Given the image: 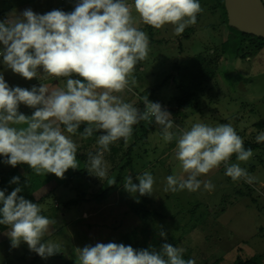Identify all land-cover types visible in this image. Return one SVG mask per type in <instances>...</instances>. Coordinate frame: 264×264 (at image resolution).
I'll return each instance as SVG.
<instances>
[{
  "label": "rangeland",
  "instance_id": "374dc122",
  "mask_svg": "<svg viewBox=\"0 0 264 264\" xmlns=\"http://www.w3.org/2000/svg\"><path fill=\"white\" fill-rule=\"evenodd\" d=\"M78 2L0 0V22L19 16L27 9L39 15L56 9L71 12ZM125 2L131 5L133 0ZM199 3L203 10L198 21L179 36L175 35L172 25L162 29L137 25L149 38V55L136 65L129 77L128 89L117 95L138 109L147 95L168 110L172 98L181 97L184 91L194 93L191 98L198 109L190 107L175 119L174 132L189 129L197 122L210 126L230 123L243 141L256 142V136L264 133V129L255 126L264 118V44L253 35L228 26L217 0H199ZM133 16H136L134 11ZM3 50L4 45L0 43V52ZM0 74L10 88L31 90L44 84L52 90L66 85L63 79L44 76L27 80L8 68L2 55ZM18 111L31 116L35 109L21 104ZM144 123L133 126L135 134L127 142L121 139L124 148L121 145L118 152H113L111 147H119L121 140L110 145V150L104 153L107 175L101 179L88 171L89 153L95 155L98 151L100 133L96 132L89 143L80 132L65 133L78 146L77 158L85 155L87 161L82 163L77 159L79 167L67 170L63 179L51 173L38 175L40 179H35L34 191L37 199L44 198L41 202L44 216L56 221L44 239L59 243L60 252L45 259L29 250L25 242L13 248L8 228L0 231V264H79L78 249L112 243L140 225L139 217L131 211V203L141 201L147 209L162 216L148 218L155 232L160 236L164 231L166 238L170 235L177 238L173 242L175 246L188 252L197 264H232L237 258L245 260L254 255H262L264 262V148L254 150L247 162L231 157V163H239L255 177L251 184L232 181L222 164L199 178L210 180L214 190L206 191L202 185L196 192L166 193L163 188L167 176L186 178L175 158L176 140L165 143L157 126L149 130ZM133 143L132 165L121 170L119 166ZM8 166L6 163L5 168ZM80 169L86 171L82 178L70 179ZM146 171L155 179L153 195L141 196L125 190L123 183L128 175L134 184H139L137 175ZM119 175L116 187L107 190L104 196H95L112 185ZM69 199H79V202L68 206Z\"/></svg>",
  "mask_w": 264,
  "mask_h": 264
},
{
  "label": "clouds",
  "instance_id": "9594fccd",
  "mask_svg": "<svg viewBox=\"0 0 264 264\" xmlns=\"http://www.w3.org/2000/svg\"><path fill=\"white\" fill-rule=\"evenodd\" d=\"M202 10L199 0H133L131 5L125 0H79L71 12L56 9L39 15L27 9L0 22L4 45L0 55L8 68L27 80L44 76L66 81L64 88L50 90L41 84L28 90L10 88L0 74V156L6 158L4 162L13 167L26 164L36 175L51 173L63 179L67 170L79 167L78 146L65 133L74 135L85 125L84 139L100 133L98 151L89 153L88 171L101 179L107 175L104 153L110 145L121 139L127 142L133 126L147 122L155 123L165 143L176 140L175 158L186 174V178L167 176L164 192H196L202 185L210 192L215 185L199 178L222 164L232 181L253 183L255 177L239 163L230 162L234 154L240 162L253 156L230 123L197 122L174 132L172 115L161 104L150 102L146 95L141 111L117 95L128 89L136 65L149 55V38L137 25L154 29L172 25L179 36L196 24ZM74 75L82 79H73ZM21 104L35 111L26 116L18 111ZM256 142L264 143V133L256 136ZM136 178L139 184L133 183L131 175L126 177V191L154 194L150 172ZM11 182L19 183V177ZM21 191L16 187L7 196L0 191V225L10 229L11 246L25 242L45 259L59 253V243L44 239L56 221L42 215L37 203L18 195ZM160 236L166 238V233L161 231ZM183 252L169 243L157 251L110 242L78 249V260L79 264H196L194 259L185 260Z\"/></svg>",
  "mask_w": 264,
  "mask_h": 264
},
{
  "label": "trees",
  "instance_id": "16d2710c",
  "mask_svg": "<svg viewBox=\"0 0 264 264\" xmlns=\"http://www.w3.org/2000/svg\"><path fill=\"white\" fill-rule=\"evenodd\" d=\"M217 1H218V5H220L223 9V12L225 15V22L227 23L226 12L224 9V1L223 0H217ZM199 17H200V14H198V16H197V21H198ZM237 33H238V31H237ZM254 37L257 38L259 41L261 40L264 44V40L262 38H259L256 36H254ZM158 88H160V86H158ZM179 88H180V86H179ZM193 94L194 93H188L187 91H184V93L182 94L181 97H176V98L174 97L171 99V101L169 102V108L167 111H169L171 113L173 121L175 119L179 118L181 116V114H184V112L190 107L198 109V105L194 104L192 101L191 95L193 96ZM148 100L152 101L151 97H148ZM143 109H144V103L141 102L140 110L143 111ZM143 125H146L145 129L148 128L149 130H152L156 126L155 123H152L149 125L147 122H145ZM143 125H142V127H143ZM255 126L258 129H264V118L258 120L255 123ZM84 127H85V125H81V127L77 130V132L82 133ZM132 133L135 134V132H132ZM95 134H96V132H94L93 136ZM93 136L88 138V139H85L87 141V143H89L93 139ZM119 143H120L119 147H116V146L111 147V150L113 152H118L121 149V147H120L121 145L124 148V141L121 140ZM133 146H134V143L128 147L129 149L125 153L126 158L124 159L123 164L121 166H119V169L124 170V169H126L132 165V157L133 156L131 153V148H133ZM244 147H245V149H252V151H254V150L263 149L264 143L250 142V141L246 140V141H244ZM233 157H236V155L234 154ZM5 159H6L5 157L0 156V191H4L5 195L7 196L16 187H21L22 191L20 193H18V195L23 196L25 199H27L33 203H37L41 207V202L44 200V198L37 199L34 195V191L37 188V186L35 188V179L36 178L40 179V177L38 175H35V173L31 170V168L26 164H18L15 167L10 165L7 168H5V164H6L4 162ZM77 159L79 162L81 161L82 163H84L87 161V156L81 155ZM84 172H86L84 169L77 170V171H75L74 174H72L70 176V179L75 178V180L76 179L80 180L82 178ZM13 177H19V183H12L11 181H12ZM119 177H120V175L118 176L117 179L114 180V183L112 185L107 187V189L105 191H103L101 194L97 193L95 196L96 197L104 196L105 195L104 193L107 190H110V189H113L114 187H116V185L120 182ZM84 195H85V191L83 190L82 196H84ZM77 202H79V199H69L66 202V204L69 206V205L76 204ZM131 211L134 212L139 217L140 225L136 226L130 232H127L120 239H118L117 241H114L112 243H116V244L122 243L126 246H131L136 250H141V249L152 250V249H155V250L159 251L161 245L164 243H169L172 246L176 247L174 243H176L178 241L177 238L173 237L172 235H170L167 238L160 237L155 232L154 226L149 223V219H148L149 216H158V217L160 216V217H162L161 214L156 213L150 209H147L145 202H143V201L131 203ZM41 214L42 215L45 214V210H42V208H41ZM6 229H8L7 226L0 225V231H5ZM183 258L185 260L193 259V257L188 252H183ZM232 264H264V262H263L262 255H254V256L247 258L245 260L241 259V258H237L234 260V262Z\"/></svg>",
  "mask_w": 264,
  "mask_h": 264
},
{
  "label": "water",
  "instance_id": "95a60500",
  "mask_svg": "<svg viewBox=\"0 0 264 264\" xmlns=\"http://www.w3.org/2000/svg\"><path fill=\"white\" fill-rule=\"evenodd\" d=\"M223 1L228 26L240 33L253 35L264 40L263 0H236V4L234 0ZM237 6L241 7L242 14L239 13ZM238 37L236 36V38Z\"/></svg>",
  "mask_w": 264,
  "mask_h": 264
},
{
  "label": "bare ground",
  "instance_id": "6f19581e",
  "mask_svg": "<svg viewBox=\"0 0 264 264\" xmlns=\"http://www.w3.org/2000/svg\"><path fill=\"white\" fill-rule=\"evenodd\" d=\"M234 1H235V4H236V0H234ZM237 7H238V11H239V13L242 14L243 12H242V10H241V7H240V6H237Z\"/></svg>",
  "mask_w": 264,
  "mask_h": 264
},
{
  "label": "built area",
  "instance_id": "2783aa9c",
  "mask_svg": "<svg viewBox=\"0 0 264 264\" xmlns=\"http://www.w3.org/2000/svg\"><path fill=\"white\" fill-rule=\"evenodd\" d=\"M152 102L158 103V102H156V101H152Z\"/></svg>",
  "mask_w": 264,
  "mask_h": 264
},
{
  "label": "crops",
  "instance_id": "0c3cea01",
  "mask_svg": "<svg viewBox=\"0 0 264 264\" xmlns=\"http://www.w3.org/2000/svg\"><path fill=\"white\" fill-rule=\"evenodd\" d=\"M152 29H153V27H152ZM236 37V36H235ZM141 85H143L142 83H141Z\"/></svg>",
  "mask_w": 264,
  "mask_h": 264
}]
</instances>
